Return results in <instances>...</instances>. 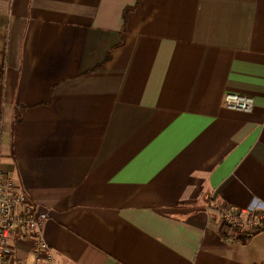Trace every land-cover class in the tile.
<instances>
[{
	"label": "crops",
	"instance_id": "0c3cea01",
	"mask_svg": "<svg viewBox=\"0 0 264 264\" xmlns=\"http://www.w3.org/2000/svg\"><path fill=\"white\" fill-rule=\"evenodd\" d=\"M0 72V171L55 264L264 263L217 209L264 211V0H0Z\"/></svg>",
	"mask_w": 264,
	"mask_h": 264
},
{
	"label": "built area",
	"instance_id": "2783aa9c",
	"mask_svg": "<svg viewBox=\"0 0 264 264\" xmlns=\"http://www.w3.org/2000/svg\"><path fill=\"white\" fill-rule=\"evenodd\" d=\"M223 102L227 109L243 113H252L255 108L254 98L245 94L228 92ZM217 209L224 225L230 229L226 236L230 242L247 241L264 231V211L227 205ZM48 220L49 214L32 205L26 194L18 189L14 177L0 171V264H25L15 260L9 244L16 229L24 239L33 241L31 253L36 262L55 264L54 253L44 239L43 228Z\"/></svg>",
	"mask_w": 264,
	"mask_h": 264
},
{
	"label": "trees",
	"instance_id": "16d2710c",
	"mask_svg": "<svg viewBox=\"0 0 264 264\" xmlns=\"http://www.w3.org/2000/svg\"><path fill=\"white\" fill-rule=\"evenodd\" d=\"M2 77H3V73L0 72V81L2 80ZM22 119V115L21 113H18L17 117H16V120H21ZM222 230L224 231V234L227 235L229 232H230V229L228 227H226L225 225H223V228ZM264 264V263H263Z\"/></svg>",
	"mask_w": 264,
	"mask_h": 264
}]
</instances>
